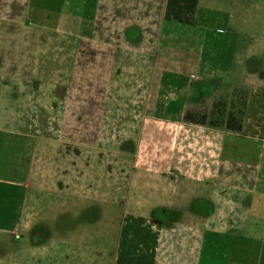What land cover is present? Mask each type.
Wrapping results in <instances>:
<instances>
[{
    "label": "rangeland",
    "instance_id": "rangeland-1",
    "mask_svg": "<svg viewBox=\"0 0 264 264\" xmlns=\"http://www.w3.org/2000/svg\"><path fill=\"white\" fill-rule=\"evenodd\" d=\"M95 5L78 18L58 1L0 0L13 35L0 114L22 136L26 182L14 264H123L150 246L170 263L201 212V125L244 119L245 88L221 77L201 100L155 71L172 61L160 0Z\"/></svg>",
    "mask_w": 264,
    "mask_h": 264
},
{
    "label": "crops",
    "instance_id": "crops-1",
    "mask_svg": "<svg viewBox=\"0 0 264 264\" xmlns=\"http://www.w3.org/2000/svg\"><path fill=\"white\" fill-rule=\"evenodd\" d=\"M51 1L78 18L89 17L96 6L95 0ZM160 2L159 36L171 41L165 48L172 61L155 71L169 74L167 87L201 88L203 100L224 77L248 91L241 131L201 125V212L193 211L197 225L181 237L182 255L165 264H264V0ZM12 41V33L0 32V73L12 72L6 63ZM195 74L201 79L192 80ZM176 116L181 114L170 117ZM21 138L0 114V264L15 260V222L26 184ZM123 264L162 263L150 246L134 250Z\"/></svg>",
    "mask_w": 264,
    "mask_h": 264
},
{
    "label": "trees",
    "instance_id": "trees-1",
    "mask_svg": "<svg viewBox=\"0 0 264 264\" xmlns=\"http://www.w3.org/2000/svg\"><path fill=\"white\" fill-rule=\"evenodd\" d=\"M211 127H219V126H224L227 130L234 131V132H239L242 129L243 122H235L232 123L230 120L227 121L226 123L223 124H215V123H210Z\"/></svg>",
    "mask_w": 264,
    "mask_h": 264
}]
</instances>
